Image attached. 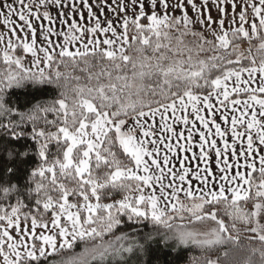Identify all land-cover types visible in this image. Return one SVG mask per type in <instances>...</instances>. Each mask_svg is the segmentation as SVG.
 I'll return each instance as SVG.
<instances>
[{"label":"snow or ice","instance_id":"obj_1","mask_svg":"<svg viewBox=\"0 0 264 264\" xmlns=\"http://www.w3.org/2000/svg\"><path fill=\"white\" fill-rule=\"evenodd\" d=\"M0 25V115L6 87L60 88L28 117L47 125L32 130L35 203L7 204L13 189H0V264H83L76 243L101 236L132 252L116 235L125 212L168 230L187 213L216 227L181 242H232L235 264L245 252L264 264V246L250 247L264 245V59L251 56L253 44L264 53V0H0ZM249 220L246 245L233 232Z\"/></svg>","mask_w":264,"mask_h":264},{"label":"trees","instance_id":"obj_2","mask_svg":"<svg viewBox=\"0 0 264 264\" xmlns=\"http://www.w3.org/2000/svg\"><path fill=\"white\" fill-rule=\"evenodd\" d=\"M74 74L82 75L78 70ZM59 94V86L49 80L25 79L3 90V102L8 111L0 115L4 125L0 127V189H13L7 194L10 197L5 202L7 204H15L16 199L26 204L35 203L37 194L32 191L33 172L43 161L39 155L40 141L34 137L32 130L37 125H47L43 120L34 121L28 117L38 107L55 101ZM48 118L53 119L54 116L49 114ZM13 129L15 135L12 134ZM55 143L48 146L49 154H54ZM120 217L121 223L117 225L120 231L117 234L126 235L136 241V245L132 252L125 253L119 259H109L106 264H186L195 254L192 247L178 246L174 240L166 239L165 230L150 219L129 218L126 212L121 213ZM241 240L244 241V238ZM81 247L82 244L77 242L75 250L79 251ZM48 263V257L41 258V264ZM93 264L100 262L94 261Z\"/></svg>","mask_w":264,"mask_h":264},{"label":"clouds","instance_id":"obj_3","mask_svg":"<svg viewBox=\"0 0 264 264\" xmlns=\"http://www.w3.org/2000/svg\"><path fill=\"white\" fill-rule=\"evenodd\" d=\"M252 52L251 56H254L257 60V63H260L262 59H264V53L257 51V45H252ZM239 53H242L243 55L247 56L249 55L245 48H239L237 49ZM72 99L69 98V104L72 106ZM134 184V182H133ZM134 190V189H133ZM182 203L186 207H191L193 204V201L190 200H183ZM221 214H224L223 205H221ZM169 216H176L177 213L170 212L168 214ZM185 218L183 221L179 219H174L170 221L171 229H164L165 232L171 237L169 240H174L178 246H190L194 250L195 255L199 256L201 258V261H206L208 258H211L213 261L216 262V264H235L233 260V251L236 250V245L232 242H228L226 244H213L208 245L203 248L198 247L191 242L185 244L180 241L178 233L181 231H185L186 229H190L195 231L198 235L196 239L204 240L207 239L211 233V230L216 227V225L210 223V222H201L200 224H192L191 223V217L185 213ZM233 221H229V223H232ZM236 226L238 229H240L239 232H233V235H239L241 238H244V243L246 245L249 244V241H247L245 238L246 236L250 235V233H245L243 229L245 228H251L254 225V222L252 220H249L247 224L241 222V221H235ZM183 224L185 228H180V225ZM107 225V221L101 222L99 219H97V223L94 225L100 232L104 231V228ZM119 235V234H116ZM264 245H261L259 241H253L250 243V247H262ZM119 247V242L115 240V237L113 236H101L96 238H89L86 240L85 243H82V247L79 251H76L75 249L72 250V255L81 257L83 260V264H93L94 261H99L100 264H106V261L109 259L115 260L119 259L120 256H123L125 253H121L120 256H117L115 254V249ZM228 252L229 255L225 256L224 253ZM104 254V259L101 260L100 254ZM247 253H241L237 259L239 260V264H244V255ZM256 260H259V254L256 256ZM186 264H190V260L186 262Z\"/></svg>","mask_w":264,"mask_h":264},{"label":"rangeland","instance_id":"obj_4","mask_svg":"<svg viewBox=\"0 0 264 264\" xmlns=\"http://www.w3.org/2000/svg\"><path fill=\"white\" fill-rule=\"evenodd\" d=\"M213 12H215V9H213ZM0 30H6L3 25H0ZM29 66V65H26ZM33 71H36V69H33ZM49 264V263H48Z\"/></svg>","mask_w":264,"mask_h":264},{"label":"crops","instance_id":"obj_5","mask_svg":"<svg viewBox=\"0 0 264 264\" xmlns=\"http://www.w3.org/2000/svg\"><path fill=\"white\" fill-rule=\"evenodd\" d=\"M233 26H235V25H233ZM257 163H258V161H257Z\"/></svg>","mask_w":264,"mask_h":264}]
</instances>
